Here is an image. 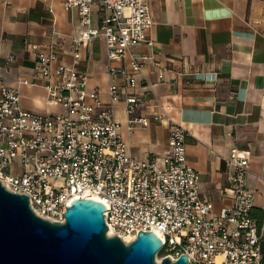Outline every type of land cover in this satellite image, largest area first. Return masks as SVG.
<instances>
[{
    "label": "built area",
    "instance_id": "obj_1",
    "mask_svg": "<svg viewBox=\"0 0 264 264\" xmlns=\"http://www.w3.org/2000/svg\"><path fill=\"white\" fill-rule=\"evenodd\" d=\"M63 5L78 16L70 63L61 61L58 40L45 47L28 43L34 68L12 86L2 75L12 58L0 59V183L26 195L34 213L51 221H64L66 205L74 199H96L105 205L108 235L128 243L139 231H153L163 243L158 252L172 261L185 254V264H263L264 220L252 215L254 191L246 183L249 150H230L225 192L232 201L213 213L211 200L200 195V174L187 161L180 124L170 123L164 154L145 160L129 153L120 134L114 103L124 87L137 85L150 58L130 51L153 43L148 0H63ZM96 37L103 39L109 61L107 103L97 88L88 87L89 73L78 66L82 49ZM22 85L43 87L47 103L58 109H25ZM125 102L129 116L140 106L132 93ZM130 122L145 125L147 118L130 117Z\"/></svg>",
    "mask_w": 264,
    "mask_h": 264
},
{
    "label": "crops",
    "instance_id": "obj_2",
    "mask_svg": "<svg viewBox=\"0 0 264 264\" xmlns=\"http://www.w3.org/2000/svg\"><path fill=\"white\" fill-rule=\"evenodd\" d=\"M154 23L151 45L130 49L150 56L137 85L122 89L113 114L129 153L140 160L166 151L170 123L186 131V157L200 174V195L212 212L229 206L226 158L233 147L250 151L246 183L254 191L252 215L264 220V0H148ZM97 6L93 16L97 18ZM77 13L63 0H0V59L12 58L2 70L15 86L17 76L31 74L35 53L26 44L62 43L63 63L71 62L70 36ZM129 56L125 58V61ZM108 59L101 37L81 51L79 68L89 73V88L109 101ZM116 62L115 64H119ZM163 72V77L159 76ZM123 86L124 82L118 78ZM140 106L129 116L125 96ZM21 105L37 113L58 109L47 103L43 87L20 86ZM147 118V124L130 122Z\"/></svg>",
    "mask_w": 264,
    "mask_h": 264
},
{
    "label": "water",
    "instance_id": "obj_3",
    "mask_svg": "<svg viewBox=\"0 0 264 264\" xmlns=\"http://www.w3.org/2000/svg\"><path fill=\"white\" fill-rule=\"evenodd\" d=\"M64 221L42 218L28 197L0 183V264H185L155 256L163 243L153 231H139L125 243L107 234L105 205L80 198L66 205Z\"/></svg>",
    "mask_w": 264,
    "mask_h": 264
},
{
    "label": "rangeland",
    "instance_id": "obj_4",
    "mask_svg": "<svg viewBox=\"0 0 264 264\" xmlns=\"http://www.w3.org/2000/svg\"><path fill=\"white\" fill-rule=\"evenodd\" d=\"M261 24L264 25V19H262ZM164 257V254L162 252H158L155 256V260L160 262V260Z\"/></svg>",
    "mask_w": 264,
    "mask_h": 264
},
{
    "label": "trees",
    "instance_id": "obj_5",
    "mask_svg": "<svg viewBox=\"0 0 264 264\" xmlns=\"http://www.w3.org/2000/svg\"><path fill=\"white\" fill-rule=\"evenodd\" d=\"M261 216H264V210L261 211ZM259 221H262V219H258ZM263 249H264V243H263ZM163 252V251H162ZM263 264H264V257H263Z\"/></svg>",
    "mask_w": 264,
    "mask_h": 264
},
{
    "label": "bare ground",
    "instance_id": "obj_6",
    "mask_svg": "<svg viewBox=\"0 0 264 264\" xmlns=\"http://www.w3.org/2000/svg\"><path fill=\"white\" fill-rule=\"evenodd\" d=\"M109 234H110V233H109ZM129 240H130V239L128 238V239H127V242H128ZM157 262H158V261H157Z\"/></svg>",
    "mask_w": 264,
    "mask_h": 264
}]
</instances>
